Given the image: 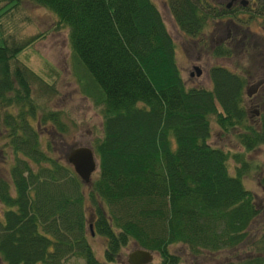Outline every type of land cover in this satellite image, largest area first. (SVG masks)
Instances as JSON below:
<instances>
[{"label": "trees", "instance_id": "1", "mask_svg": "<svg viewBox=\"0 0 264 264\" xmlns=\"http://www.w3.org/2000/svg\"><path fill=\"white\" fill-rule=\"evenodd\" d=\"M29 1L68 29L73 57L93 79L92 86H80L102 116L101 135L92 143L98 166L85 184L53 155L47 136L39 138L47 121L57 134L66 126L58 111L32 96L41 78L17 58L36 36L25 38L3 23L23 12L19 0H0V157L9 164L0 172V264H61L70 256L84 264H120V249L131 240L157 253L153 264H176L169 250L175 244L194 256L240 246L259 214L242 184L250 163L243 152L211 145L209 137L214 122L234 132L244 152L264 144L263 91L250 109L264 76L251 96L245 76L222 65L208 68L210 88L187 86L152 0ZM167 5L179 29L197 36L205 19L197 1ZM234 31L211 46V54L230 57L233 47L259 45L264 67V37L245 20ZM258 182L264 189V174ZM88 210L104 238L103 261L90 247ZM251 246L254 255L228 264H264V227Z\"/></svg>", "mask_w": 264, "mask_h": 264}, {"label": "rangeland", "instance_id": "2", "mask_svg": "<svg viewBox=\"0 0 264 264\" xmlns=\"http://www.w3.org/2000/svg\"><path fill=\"white\" fill-rule=\"evenodd\" d=\"M152 1L159 8L166 29L175 42L176 63L187 86L210 88L208 68L212 65H222L245 76L247 80L245 90L250 96L256 92L259 87L257 82L264 76V67L260 59L262 50L259 49V45L257 47L251 45L247 51H239L236 46L232 48L230 57L215 56L210 52L208 33L206 35L198 34L194 39H190L174 25V20L170 11H167L163 0ZM19 6L23 12L6 15L2 20L11 32H16L25 38L36 36L31 44L18 52L17 58L41 78L40 81L37 80L32 84V96L49 111L56 110L61 114V121L66 126V131L62 134L55 133L50 122L47 121L39 128V138L43 139L47 136L53 147V155L60 154L65 160L70 149L78 146H91L92 148L94 140L101 135V113L91 99L83 93L80 86V84H93V79L85 65L77 57L78 62L74 59L68 41V29L59 25L52 11L29 0H19ZM208 28H212V23L208 24ZM250 29L256 35L264 37V18L258 17L251 20ZM225 33V31L220 32L215 37L219 38ZM204 38H206V44L200 46L199 41ZM257 39L258 37L255 40ZM236 40L240 42L239 37H236ZM1 44H3V36L0 33ZM262 54L264 55L263 52ZM193 66H198L201 69L200 75H189ZM261 91L264 92V85L250 98L251 110L256 108L254 99L262 93ZM2 142L4 141L0 138V143ZM209 143L229 152L244 153L245 159L250 163V168L245 173L242 184L246 189L252 191L259 214L249 226L242 244L235 249L223 250L218 252L219 254L194 256L182 244L169 246L170 252L178 257L176 264H228L252 256L255 252L251 243L264 227V189L258 182V177L264 174V144L244 152L235 138L234 132H222L214 122H212ZM8 165V163H3V159L0 157V172L5 173L4 168H7ZM233 165L234 162L230 159V169ZM96 173L97 168L91 176L94 177ZM86 218L88 222L90 220L92 222L93 233L89 237L91 250L98 260L103 261L104 238L96 232L93 226L94 215L91 211H86ZM137 247V244L132 240L121 247L117 262L128 264L127 254ZM158 261L159 256L156 252H152V260L148 264ZM61 264H84V260L78 256H70Z\"/></svg>", "mask_w": 264, "mask_h": 264}, {"label": "flooded vegetation", "instance_id": "3", "mask_svg": "<svg viewBox=\"0 0 264 264\" xmlns=\"http://www.w3.org/2000/svg\"><path fill=\"white\" fill-rule=\"evenodd\" d=\"M196 1L201 8L202 11L201 16H204L205 18L204 25L199 30L198 34L206 35V33H208V35L210 36L208 41L210 45L209 44L208 45L210 47L214 45H220L221 43L222 44L225 43L226 40L230 38L231 34L235 32L234 29L236 28L240 20L247 21L248 28L250 29L251 20L257 19L258 17L264 18V5L261 4L264 2V0H196ZM163 3H165V7L169 12L167 0H163ZM173 23L176 27H178L175 21H173ZM210 23H212V28H208V24ZM224 31L226 32L225 35H222L219 38L215 37L220 32H224ZM195 37L193 38L189 37V38L194 39ZM199 42H200L199 43L200 46L206 44V38H204L202 41Z\"/></svg>", "mask_w": 264, "mask_h": 264}, {"label": "water", "instance_id": "4", "mask_svg": "<svg viewBox=\"0 0 264 264\" xmlns=\"http://www.w3.org/2000/svg\"><path fill=\"white\" fill-rule=\"evenodd\" d=\"M201 69L193 66V70L189 75H200ZM249 94V93H248ZM67 162L72 166L74 172L85 184L89 183L91 174L98 166L97 158L90 146H78L68 151L66 155ZM90 233L92 234V222L88 224ZM152 260V251L144 248H134L127 254L128 264H148Z\"/></svg>", "mask_w": 264, "mask_h": 264}]
</instances>
